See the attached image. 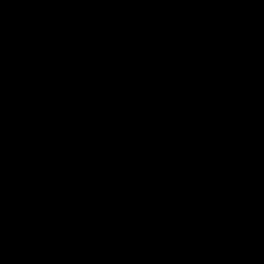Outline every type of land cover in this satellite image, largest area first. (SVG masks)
Returning a JSON list of instances; mask_svg holds the SVG:
<instances>
[{
    "label": "water",
    "instance_id": "95a60500",
    "mask_svg": "<svg viewBox=\"0 0 264 264\" xmlns=\"http://www.w3.org/2000/svg\"><path fill=\"white\" fill-rule=\"evenodd\" d=\"M0 216L22 264H264V0H0Z\"/></svg>",
    "mask_w": 264,
    "mask_h": 264
}]
</instances>
